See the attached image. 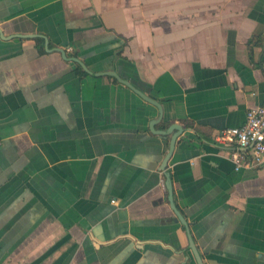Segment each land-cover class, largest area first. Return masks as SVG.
Masks as SVG:
<instances>
[{
	"label": "crops",
	"instance_id": "0c3cea01",
	"mask_svg": "<svg viewBox=\"0 0 264 264\" xmlns=\"http://www.w3.org/2000/svg\"><path fill=\"white\" fill-rule=\"evenodd\" d=\"M0 30V264H264V167L213 142L264 102V0H0Z\"/></svg>",
	"mask_w": 264,
	"mask_h": 264
},
{
	"label": "built area",
	"instance_id": "2783aa9c",
	"mask_svg": "<svg viewBox=\"0 0 264 264\" xmlns=\"http://www.w3.org/2000/svg\"><path fill=\"white\" fill-rule=\"evenodd\" d=\"M213 142L232 145L230 159L235 170L264 167V102L247 110L241 126L218 131Z\"/></svg>",
	"mask_w": 264,
	"mask_h": 264
},
{
	"label": "water",
	"instance_id": "95a60500",
	"mask_svg": "<svg viewBox=\"0 0 264 264\" xmlns=\"http://www.w3.org/2000/svg\"><path fill=\"white\" fill-rule=\"evenodd\" d=\"M0 33H1V30H0ZM16 36H22V35H21V34H17ZM26 36H31V35H26ZM54 50L60 52L61 55H62L63 57L67 58V57H66V53H65L64 50H62V49H60V48H55ZM71 59L74 60V61H77V62L80 63V64H82V63H81L77 58H75V57H72ZM82 65H83V64H82ZM110 74L113 75V76H115V77H116L121 83L127 85L129 88H131L133 91H135V92H136L138 95H140L142 98H144V99H146V100L152 102L153 104H155L156 106L159 107V104H158L155 100H153V99H151V98L145 96L140 90H138L137 88H135V87H134L133 85H131L128 81H126V80H124V79H121V78H120L116 73H114V72H112V73H110ZM172 129H176V130H177V133H175V134L172 136L171 140H170L169 150H168V152L166 153V155H165V157H164V160H163V163H162V166H161V169H162V170H166V167H167V161H168V159H169V157H170V155H171V153H172V151H173L175 140H176L177 136H178V135L181 133V131H182V128H181L179 125H177V124H172V125L169 127V130H168V131H170V130H172ZM163 133H166V132H165V131H161V134H163ZM165 174H166V187H167V189H168V193H169V196H168V197H169V201H170V204H171V208L173 209L174 213L176 214L177 220L180 221V223H182V224L185 226L186 231H187L188 234H189L188 224H187L186 220L184 219V217H183V216L181 215V213L179 212V210L176 208V206L174 205V202H173V197H172V183H171L170 175H169V173H168L167 171H166ZM189 246H190V248H191V250H192V252H193V254H194V256H195V259H196L197 263H198V264H203L202 261H201L200 255L198 254L197 248H196V246H195V244H194V241H193V239H192V237H191L190 235H189Z\"/></svg>",
	"mask_w": 264,
	"mask_h": 264
},
{
	"label": "trees",
	"instance_id": "16d2710c",
	"mask_svg": "<svg viewBox=\"0 0 264 264\" xmlns=\"http://www.w3.org/2000/svg\"><path fill=\"white\" fill-rule=\"evenodd\" d=\"M253 39H254V41H251L249 44H251V43H253V44L257 43L256 39L255 38H253Z\"/></svg>",
	"mask_w": 264,
	"mask_h": 264
}]
</instances>
